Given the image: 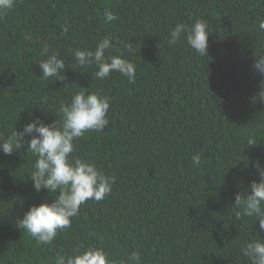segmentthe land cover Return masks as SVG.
<instances>
[{"label": "trees", "instance_id": "16d2710c", "mask_svg": "<svg viewBox=\"0 0 264 264\" xmlns=\"http://www.w3.org/2000/svg\"><path fill=\"white\" fill-rule=\"evenodd\" d=\"M106 9L118 18L106 22ZM196 19L210 31L207 56L186 41L168 44L176 23ZM261 20L264 0H16L0 15V134L22 130L30 114L59 122L60 106L80 86L100 91L111 97L109 124L76 139L70 158L92 161L115 182L51 244H38L15 223L54 194L34 191L36 157L26 143L0 152V264H49L58 249L79 244L114 257L136 250L141 264H250L240 249L264 232L231 206L258 179L252 162L264 163L262 77L253 68L264 51ZM105 36L106 55L124 51L135 63L134 82L119 73L98 80L94 66L77 65L74 51ZM45 46L64 60L63 81L42 78ZM249 138L257 143L248 146Z\"/></svg>", "mask_w": 264, "mask_h": 264}, {"label": "clouds", "instance_id": "9594fccd", "mask_svg": "<svg viewBox=\"0 0 264 264\" xmlns=\"http://www.w3.org/2000/svg\"><path fill=\"white\" fill-rule=\"evenodd\" d=\"M16 0H0V15H6L14 9ZM105 21L116 20L117 15L106 9ZM258 31L264 34V20L258 24ZM207 22L196 19L190 26L176 23L168 34V44L177 45L186 41L187 45L199 56L208 55ZM112 47L110 38L105 36L98 41L94 49H76L73 53L78 66L95 67V78L103 80L111 73H119L130 82L135 81L136 65L126 58L124 51L116 55H106ZM123 49L132 52V44L124 43ZM46 58L39 62L42 78L47 80H64L65 63L58 53H48L43 49ZM253 68L261 75L258 82V97L264 102V51L254 55ZM111 97L100 91H89L80 86L67 104L60 106L61 120L45 123L40 117L30 118L22 130L14 127L10 134H0V152L11 155L13 151L25 150L35 157L33 171L30 174L35 192L41 189L54 194L51 202L47 199L30 204L15 223L17 229L25 230L38 244H51L65 229L71 227L72 218L76 217L81 205L88 200L101 201L112 190L115 178L106 174L90 160L70 158L75 151L74 141L86 132H102L109 124L108 112ZM29 139L25 141V135ZM248 146L255 145V138L246 141ZM194 167L201 164L199 154L192 156ZM258 179L249 183L248 192L233 194L232 208L237 219L249 218L258 223L259 230L264 232V163L259 159L252 162ZM250 264H264V238L260 236L244 242L240 249ZM49 264H141V255L132 250L124 257L110 256L103 247L79 244L72 251L58 249Z\"/></svg>", "mask_w": 264, "mask_h": 264}]
</instances>
